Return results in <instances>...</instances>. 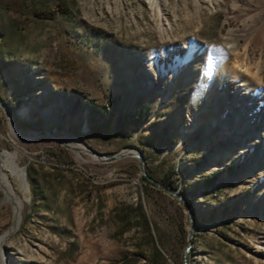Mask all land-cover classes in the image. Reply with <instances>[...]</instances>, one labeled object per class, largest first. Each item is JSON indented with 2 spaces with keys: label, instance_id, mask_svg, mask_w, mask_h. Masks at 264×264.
I'll return each instance as SVG.
<instances>
[{
  "label": "rangeland",
  "instance_id": "1",
  "mask_svg": "<svg viewBox=\"0 0 264 264\" xmlns=\"http://www.w3.org/2000/svg\"><path fill=\"white\" fill-rule=\"evenodd\" d=\"M157 1L0 0V264H264V0Z\"/></svg>",
  "mask_w": 264,
  "mask_h": 264
},
{
  "label": "water",
  "instance_id": "2",
  "mask_svg": "<svg viewBox=\"0 0 264 264\" xmlns=\"http://www.w3.org/2000/svg\"><path fill=\"white\" fill-rule=\"evenodd\" d=\"M1 102V101H0ZM2 103V102H1ZM3 104V103H2ZM4 106V104H3ZM5 110H6V114L9 118V121L12 125V128L18 133L20 134L22 137H26V138H33L35 136H39V135H42V134H52L55 139L63 146H68V144L64 141H62L60 139V137L58 135H55L49 131L47 132H22L16 125V122L14 121V119L12 118L11 114L9 113V111L6 109L5 107ZM83 151H89L88 149L84 148L82 149ZM94 155H98L100 156L101 158H103L105 161L107 162H111V161H115V160H118V159H121V158H125V157H128V156H134V157H137L139 159V162H140V166H141V169H142V172H143V175L152 183V184H156L160 187H162L163 189L165 190H168L167 187L165 186H162L161 184H159L155 179H153L152 177H150L144 170V157L141 153H139L135 148H132V150H129L128 152H120L114 156H107L99 151H93L92 152ZM169 191V190H168ZM171 193H173L174 195H176L179 200H181L183 203L186 204V206L188 207L189 209V213H190V216H192V210L190 208V206L188 205L187 201L185 199H183L181 196L177 195L176 193H174L173 191H170ZM191 226H192V231L190 233V236H189V246L186 248V252H185V257L188 253V251L191 249V243H192V238H193V235H194V229H195V224L193 222V220L191 219Z\"/></svg>",
  "mask_w": 264,
  "mask_h": 264
},
{
  "label": "bare ground",
  "instance_id": "3",
  "mask_svg": "<svg viewBox=\"0 0 264 264\" xmlns=\"http://www.w3.org/2000/svg\"><path fill=\"white\" fill-rule=\"evenodd\" d=\"M149 1H150V5L152 8H154V9L159 8V3L157 0H149ZM216 95H218V93H216L213 97H215ZM226 131L229 132V130H226ZM262 133L263 132H261L260 134H262ZM53 134L57 135L56 133H53ZM247 147H249V146H247ZM96 157L99 158L98 155H96ZM10 175L16 176V178L19 180L20 187L25 192H27L28 185H27V182L25 179V170L19 169L18 165L15 161L14 156L11 153L6 152L3 154V157L0 160V181H1L2 186L6 189L7 194L9 196L14 197V192H13V189L11 188V185L9 182ZM16 204H17L16 213H17V217L19 218L20 213L22 211V202L18 201V202H16ZM5 238H6V236L3 237L2 240H4Z\"/></svg>",
  "mask_w": 264,
  "mask_h": 264
},
{
  "label": "trees",
  "instance_id": "4",
  "mask_svg": "<svg viewBox=\"0 0 264 264\" xmlns=\"http://www.w3.org/2000/svg\"><path fill=\"white\" fill-rule=\"evenodd\" d=\"M91 114H92V116L95 118V119H97V118H101V117H104V118H107V116H108V112L106 111V109H95V108H91ZM133 118V117H132ZM132 118H130V119H132ZM169 177V176H168ZM214 177L215 176H212V178H210L211 180H207L206 179V181H208V183L210 182V183H212V181H213V179H214ZM144 180H148L146 177H144ZM165 184V186H167V187H174V181H172L171 182V180H168L166 183H164ZM43 197V196H42ZM42 200H44V197L43 198H41ZM156 251H157V255L158 256H160V257H163L162 256V253H161V251L159 250V249H155Z\"/></svg>",
  "mask_w": 264,
  "mask_h": 264
}]
</instances>
